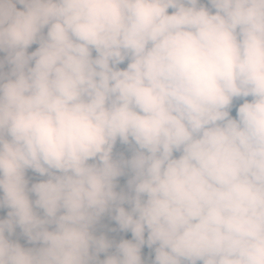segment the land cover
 I'll use <instances>...</instances> for the list:
<instances>
[{"label": "clouds", "instance_id": "clouds-1", "mask_svg": "<svg viewBox=\"0 0 264 264\" xmlns=\"http://www.w3.org/2000/svg\"><path fill=\"white\" fill-rule=\"evenodd\" d=\"M0 264H264V0H0Z\"/></svg>", "mask_w": 264, "mask_h": 264}]
</instances>
